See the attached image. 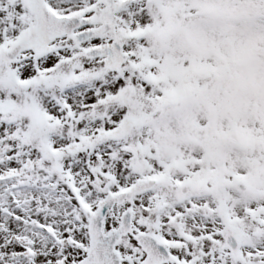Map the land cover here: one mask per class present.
I'll list each match as a JSON object with an SVG mask.
<instances>
[{
	"label": "snow or ice",
	"instance_id": "1",
	"mask_svg": "<svg viewBox=\"0 0 264 264\" xmlns=\"http://www.w3.org/2000/svg\"><path fill=\"white\" fill-rule=\"evenodd\" d=\"M0 264H264V0H0Z\"/></svg>",
	"mask_w": 264,
	"mask_h": 264
}]
</instances>
